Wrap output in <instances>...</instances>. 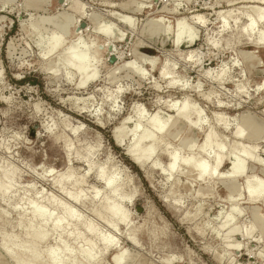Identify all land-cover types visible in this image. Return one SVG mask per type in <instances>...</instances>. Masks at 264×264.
<instances>
[{
    "label": "rangeland",
    "instance_id": "obj_1",
    "mask_svg": "<svg viewBox=\"0 0 264 264\" xmlns=\"http://www.w3.org/2000/svg\"><path fill=\"white\" fill-rule=\"evenodd\" d=\"M257 1L0 0V182L9 187L0 195V264H25L36 253L44 264L52 249L57 264H264V202L236 191L248 178L264 182V23L240 34L256 20L247 10ZM219 11H232L226 27ZM76 19L87 24L80 33ZM185 101L188 114L177 120L170 107ZM169 148L178 157L170 179ZM90 152L94 169L85 175ZM232 156L245 161L238 179ZM219 158L199 181L184 165L205 159L212 170ZM156 160L162 167L147 180ZM103 169L134 194L123 204L126 225L98 216L112 197L98 181ZM40 207L50 221L33 217ZM88 223L118 250L106 251ZM25 232L48 236L34 247Z\"/></svg>",
    "mask_w": 264,
    "mask_h": 264
},
{
    "label": "bare ground",
    "instance_id": "obj_2",
    "mask_svg": "<svg viewBox=\"0 0 264 264\" xmlns=\"http://www.w3.org/2000/svg\"><path fill=\"white\" fill-rule=\"evenodd\" d=\"M233 2H235V1H233ZM257 4L258 5L250 6L248 8L249 11L246 9L247 12L256 14L257 17H256V20L254 19L253 22L248 27L243 28L240 31L241 32L240 34H244L245 32H248V34H250L251 31H253L258 24H260L262 22L264 23V0L259 1ZM226 13H224L222 11H219L215 15L220 21L224 22V24H225L224 27H226L227 22L232 17V11H228ZM192 19L194 21H198L199 20V14L193 16ZM237 20H238V18L234 22H237ZM209 45L212 46V48H213V46H215L216 44H214L212 42H209ZM258 45L259 46H264V33L261 34V36H260V38L258 40ZM12 47L13 46L11 44V50H15ZM10 52H12V51H10ZM132 65H133L132 62H128L127 64H124V68L125 67L126 68H131ZM152 67L154 69L156 68L155 61L152 62ZM53 71H54L55 74H57L56 68H54ZM114 72H115V70H114ZM224 72H225V70H224ZM161 75H162L163 78H166L168 76V72L166 70H162ZM119 93H122V90L118 91V95L117 96H119ZM81 99L82 98H80L78 100H81ZM83 105H85V104H83ZM181 105L182 106L180 108H177V103H175L174 105H172L170 107L171 110L177 111V115H176L177 120L184 119L187 116V114H188V111H187V108H186L187 102L185 101V102L181 103ZM79 109H81V108H79ZM134 109H136V108H134ZM83 112H84V110H83ZM142 115L143 114H140L139 118L143 119ZM217 121L219 123H221V122H224V119L220 117V118H217ZM222 125H225V123L222 124ZM83 127H84V125L81 124L78 127V129H81V128L83 129ZM117 131L118 130L115 131V134L117 133ZM234 135L237 138H242V139H245V140L247 138V135H245V133L242 131L241 128L236 129L235 132H234ZM164 151L165 152H163V154L165 156H168L169 161H170L169 162V164H170L169 168L164 172V175L170 179L174 175L175 162H176L178 157H177V153L175 151L171 150L170 148L166 149ZM91 157H92V152H90L86 156V164L84 165V167H85L87 173H85V175L91 173L92 170L94 169V165L90 162V158ZM133 161L136 162V160H133ZM220 163H221V159L219 158L215 162L214 168L212 170H210L206 166V160L205 159H199L196 162L194 161V159H189V160H187L184 163V165L186 167V170H188L189 173L193 174V176L195 178L194 180L195 181H199V180H202L205 177H208L210 175L212 176L213 173L216 172L217 167L220 165ZM263 165H264V163H263ZM229 166H231L230 167V175H231L230 177L231 178L238 179V178H240L241 176H243L246 173L245 161L243 160V158H237L235 156H232L229 159ZM160 167H162V166L158 163V160H156L150 166V168L148 170H146L145 178L147 180H149L151 178V175H150L151 173L149 171L150 170L159 169ZM184 171L185 170L182 169L183 173H184ZM53 172L56 173L54 170H51L50 171L51 176L53 175L52 174ZM70 177L71 176H69V178ZM63 180H64V178L60 176L58 178V180H57V184L60 186L62 184ZM98 181L100 183H103L106 188H109L112 191V197L111 198L110 197L106 198L104 200L103 204H102V206L104 208V215L99 214L98 216L101 219L105 220L112 227H117L120 224L126 225L128 223V216L126 214V211H125V208H124L123 204L126 203V202H127L128 205L132 204L133 199H134V194L127 193V192L124 191V189H123L124 188V183H118V177L117 176L114 175V176H112L110 178H106V170L105 169H103L101 172H99ZM251 182H252L251 178H248L244 188H240L239 189V188L236 187L237 188L236 191L238 192L237 196H241L242 195V191L244 190V194L246 196V200H248L249 202H256V201H263L264 202V182H258L254 186L251 184ZM8 189H9V187H8V185L6 183L0 182V195L5 193ZM70 196L73 197L78 202H82V200L84 199L81 194L75 193V192H72L70 194ZM202 197H204V196H202ZM232 200L236 201V202H240L236 198H234V199L232 198ZM234 209L236 210V208H234ZM65 211H66L67 218H69L72 221L73 220H75L77 222L80 221V220H78L79 218L77 217V214H76V212L73 209L67 207V208H65ZM33 214H34L33 217L35 216L36 218H40V220L43 221V222H48V221H50L52 219V217L49 216L46 213V211L43 208H41V207L40 208H35L33 210ZM256 218H257V220L261 219L260 217H258V215L256 216ZM62 222H63V220H61V219L55 220L54 221V225H53L54 228L58 230L61 227ZM84 227H85V229L87 230V232H88V234L90 236H94V237L98 238V240H100L103 243V245L105 246L106 251H108L111 248H114V249L118 250V248H119L118 247V243H116L114 240H112L108 236L100 235L98 233L97 229L92 224H90V223L85 224ZM249 231L247 230V233L251 234L252 233V229H250ZM25 234L28 237V239L31 241V242H29V244L31 243L34 247H36L41 241L45 240L46 236H48V235H46L43 232H38V233L25 232ZM135 239L136 238H134L133 234H130L128 242H130L133 245L132 242L135 243L136 242ZM58 251L59 250L52 249L49 252L48 260L46 262H44V264H57ZM78 252H79V256H81L84 261L91 262V260H93L91 255L87 251H85L84 249H80ZM40 256L41 255L39 253L34 254L32 260L30 262H28V263H25V264H42ZM75 257H76V255H73V254L69 255V258H74L75 259ZM119 257L120 256H118V255L115 256V261L116 262H118ZM61 263L63 264L64 261H62Z\"/></svg>",
    "mask_w": 264,
    "mask_h": 264
},
{
    "label": "water",
    "instance_id": "obj_3",
    "mask_svg": "<svg viewBox=\"0 0 264 264\" xmlns=\"http://www.w3.org/2000/svg\"><path fill=\"white\" fill-rule=\"evenodd\" d=\"M59 3L60 4H62V3H64V0H59ZM77 21H78V24H77V27H76V32L78 33H80L81 32V28L83 27H86V23L85 22H83L82 24L79 22V19H76ZM100 49H104V46L103 45H100ZM113 50V46H111V47H109V49H108V52L106 53L107 55H109V54H111V51ZM106 55V57L108 58V56ZM109 59V58H108ZM116 57L115 56H112L111 58H110V63L111 64H113V63H115L116 62Z\"/></svg>",
    "mask_w": 264,
    "mask_h": 264
},
{
    "label": "trees",
    "instance_id": "obj_4",
    "mask_svg": "<svg viewBox=\"0 0 264 264\" xmlns=\"http://www.w3.org/2000/svg\"><path fill=\"white\" fill-rule=\"evenodd\" d=\"M26 79H27V76H25L23 79H21L20 82H23V81H25ZM108 140L111 142V144H114V143H113V139H112L110 136L108 137ZM114 147H115V146H114ZM115 149L118 150L117 147H115ZM127 163H128L131 167H133L134 169H136L135 165H133V163H131V161L127 160ZM136 171L141 175V172H140L138 169H136Z\"/></svg>",
    "mask_w": 264,
    "mask_h": 264
}]
</instances>
